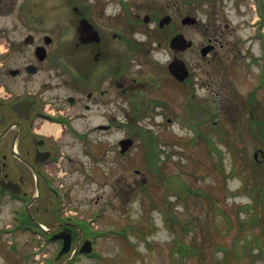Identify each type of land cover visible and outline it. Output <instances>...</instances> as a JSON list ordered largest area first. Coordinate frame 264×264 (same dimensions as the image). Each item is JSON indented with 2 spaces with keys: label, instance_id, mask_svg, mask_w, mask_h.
<instances>
[{
  "label": "rangeland",
  "instance_id": "rangeland-1",
  "mask_svg": "<svg viewBox=\"0 0 264 264\" xmlns=\"http://www.w3.org/2000/svg\"><path fill=\"white\" fill-rule=\"evenodd\" d=\"M24 1L27 2L21 12L19 6ZM177 1L180 15L189 14L194 19L193 24L199 23L198 26H187L186 30L195 42L210 36L209 24L223 27L221 42L224 45L220 51L224 52L214 62L224 64V82L234 87L230 96L226 90L232 98L227 103L239 109L234 110L244 117L249 111L247 96L260 85L264 69V0ZM8 5L4 15H0V66L5 73L4 81L10 77L9 68L31 59L29 50L32 51L34 46L23 42L17 48L18 42L29 30L41 37L47 29V22L40 19L42 16L30 13L29 20L32 19L27 23L24 15H19L28 10L32 12L34 8L40 9L37 13L42 14L41 9L47 7L45 0H12ZM12 8L14 10L10 12ZM167 16L162 17L160 24L167 23ZM63 34L64 40L72 38L69 33ZM59 41L50 46L49 57L34 76L33 83L30 78L26 84L44 80L48 72L51 83L58 81L55 76L60 71L61 59L74 60L76 51L70 45L63 47ZM159 52L156 56L161 61L169 56L166 48ZM254 58L257 60L253 61ZM187 59L193 63L198 56L190 52ZM45 66L51 68L43 69ZM207 66L199 76L196 74L198 84L193 94H189L188 87L166 86L163 95L167 106L163 109L157 107L155 112H146L142 107L132 111L136 120L127 125L117 126L109 134L100 129L98 136L93 137L100 145L98 159L91 164L82 160L86 169L94 171L95 175L70 173L63 165L51 167L55 184L61 185L63 209L56 212L58 216L75 214L88 218L96 214L95 225L100 231L94 242L95 255L81 256L70 264H264V171L258 166L255 173L248 168L256 147L264 155V143L256 139V136H264V128L254 136L247 123L246 128L242 122L235 125L229 120L226 105L216 108L211 100L214 94L199 85L207 75L211 89L218 90L221 95V88L212 82V67ZM196 69L197 72L200 70ZM222 72L214 74L216 80ZM22 83L21 79L13 82ZM255 96V113L264 118V87L255 92ZM101 111L94 108L88 118L91 117L92 122L105 120ZM84 114L88 115L87 112ZM115 115L116 120L124 119V113L120 111ZM88 118L76 116L79 129L89 123ZM219 118L223 127L212 130L210 123ZM193 128L205 132L213 148H209L211 142L210 145L200 142ZM127 136L133 139V144L127 153L121 154L118 140ZM63 137L74 145L70 136ZM245 179H248L253 198L243 190ZM182 180L190 188H206L210 199L200 200L194 196L188 197L187 202L180 200L176 196L184 190ZM45 195L49 207L42 216L49 223L54 220L56 203L51 194ZM163 198L170 200L169 203H164ZM19 204L18 199L0 194V264H43L45 258H54L56 245L47 247L45 256L41 250H36L26 230L6 231ZM163 208L166 213L173 214V222L164 219ZM184 225L187 230L181 228ZM248 241L244 251L242 246ZM181 244L196 250L180 253ZM226 250H229L228 254Z\"/></svg>",
  "mask_w": 264,
  "mask_h": 264
},
{
  "label": "flooded vegetation",
  "instance_id": "flooded-vegetation-1",
  "mask_svg": "<svg viewBox=\"0 0 264 264\" xmlns=\"http://www.w3.org/2000/svg\"><path fill=\"white\" fill-rule=\"evenodd\" d=\"M9 1L12 0H0L1 16L4 9L9 8ZM26 2L19 6V11L25 9ZM45 4L47 7L41 9L42 14L37 13L40 9L36 8L19 14L24 15L27 23L32 19L29 20L30 13L42 16L40 19L47 22L41 37L29 30L18 42L17 48L23 42L34 46L32 51L29 50L31 59L9 68L10 77L5 81L0 66V181L11 180L15 191L13 193L0 184V194L20 201L12 222L26 230L34 244H38L36 249L46 250L56 245L54 251L57 253L62 239L53 241L52 236L57 232L70 236L69 252L55 261V264H65L74 257L87 255L79 254L85 239L91 240L93 247L98 236L94 223L96 214L88 218L75 214L58 216L56 212L63 209L61 185L55 184L56 177L51 170L63 165L70 173L95 175L94 171L86 169L82 160L91 164L98 159L100 145L93 137L98 136L100 129L109 134L115 127L127 125L136 120L132 111L142 107L146 112H155L157 107L163 109L167 106L163 95L166 86L188 87L189 94H193L198 84L196 74L199 76L206 65L210 67L224 52L220 51L224 45L221 42L223 27L209 24L210 36L195 42L186 30L187 26H198L199 23H180L187 14L180 15L177 0H45ZM12 10L14 8L10 12ZM166 14L167 23L160 24ZM180 32L191 39V46L182 51L170 47L171 38ZM63 33L71 34L72 38L64 40ZM57 41L62 42V46L75 48L74 60L61 59L60 71H56L55 76L58 81L51 83L48 72L44 80L26 84L42 70L50 46ZM205 44L213 47L206 55H201ZM38 46L45 48L42 59L37 57L35 49ZM163 48L168 49L169 56L161 61L156 55ZM190 52L198 56L193 63L187 59ZM175 57L182 58L188 68L189 74L183 81L177 80L168 70L169 61ZM200 61L204 62L200 64ZM49 68L51 66L43 69ZM196 68L200 70L197 72ZM205 71L209 75L207 68ZM204 77L199 85L212 93L210 78ZM14 79H21L23 83L13 84ZM94 108L102 110L100 113L105 120L92 122L91 117L88 118ZM116 111L124 113V119L116 120ZM76 116L88 118L89 123L79 129ZM45 124L55 125L56 132L45 129ZM63 135L70 136L74 145L67 143ZM28 185L30 188L27 189ZM46 193L51 194L56 203L54 220L49 223L42 216L49 207Z\"/></svg>",
  "mask_w": 264,
  "mask_h": 264
},
{
  "label": "trees",
  "instance_id": "trees-1",
  "mask_svg": "<svg viewBox=\"0 0 264 264\" xmlns=\"http://www.w3.org/2000/svg\"><path fill=\"white\" fill-rule=\"evenodd\" d=\"M253 61H256L257 59L256 58H254V59H252ZM223 65L224 64H220V63H215V64H213L211 67V71L212 72H210V74H211V78H212V82H213V84H214V86H216V87H218V88H221L220 89V94L221 95H219V100H220V102H218V104L216 105L215 103H214V105L216 106V108H219V109H221V107H223V106H221V104H224V106L226 105L227 106V108H226V110H227V114H228V116H229V120L232 122V123H235V125L237 124V123H241L242 122V126L243 125H245V123H247V126L250 128V130L254 133V136H256V134L255 133H259V131L260 130H262L263 131V128H264V125H263V123H264V118L263 117H261L259 114L257 115L255 112V110H254V105H255V103L257 102V101H255L256 100V96H255V92H257L258 90H261L263 87H264V75H263V73H264V69H263V71H262V79L260 80V85H258L257 87H255V90L254 91H251L249 94H248V96H247V98H248V100H247V103H248V106H249V111H248V113H247V115L245 114V116L244 117H241V116H239V114H238V112L237 111H239V109H235L232 105H230V104H228L227 102L228 101H230L232 98H229L228 97V95L226 94V90L227 91H229V96H230V94H231V90L234 88V87H230L231 86V84H225V82H224V76H225V74H226V70L223 68ZM222 71H225V72H222ZM220 72H222V74L220 75V76H218L219 78V80H216L217 79V77L214 75L215 73H220ZM261 78V77H260ZM222 81V82H221ZM263 81V82H262ZM263 85H262V84ZM225 88V89H224ZM225 95V96H224ZM220 96H222V98L220 97ZM234 97H236V96H234ZM220 103V104H219ZM261 103V102H260ZM237 110V111H235V110ZM222 114H223V112L221 111L220 112V115H221V118L223 119V117H222ZM222 119H213V122L212 123H210L211 124V127H212V130H219V128L220 127H223L222 125ZM195 125H196V123H194ZM246 126V125H245ZM247 126H246V128H247ZM256 127H258V129H257V131H256ZM262 128V129H261ZM246 130H248V129H246ZM195 131H196V138L198 137V139H199V141L200 142H203V144H207V145H210V142H211V145H210V147L209 148H213V145H212V141L208 138H206L205 137V132H203L201 129H195ZM259 135V134H258ZM220 136H222V135H220ZM261 138V140H260V138ZM256 139H258V141H261L262 143H264V136H256ZM194 140V139H193ZM264 147V146H263ZM257 148H259V147H256L255 148V150H254V152H258L259 150L257 149ZM206 152L207 153H209L208 152V149L206 148ZM252 158H249L250 159V163H251V166H248V168H249V170H251L252 172H256V170H257V166L261 169V170H263L264 171V163L261 161V159L259 158V155H258V157L257 158H254L253 157V155L251 156ZM157 168V167H156ZM248 176V178H249V175H247ZM242 177V176H241ZM242 179H244V178H242ZM247 181H248V179H245L244 180V182H243V190L244 191H246V192H248L249 193V195L251 196V198H253L254 197V194L252 193V191L249 189L250 187L247 185V184H249V183H247ZM185 187H186V190L184 191V192H181L179 195H178V198L180 199V200H182V201H186L187 202V198L188 197H194V196H196L198 199H202V200H208V199H210L209 197V193H208V191H207V189L206 188H204V187H197V188H195V189H193V188H190L189 186H187L186 185V183H185ZM246 189V190H245ZM250 190V191H249ZM192 195V196H191ZM211 199H212V197H211ZM169 201L170 200H168L167 198H163V202L164 203H169ZM246 205H243V207H245ZM163 207V206H162ZM163 214H164V219L168 222V221H171V222H173L174 221V216H173V214H168V213H166L165 212V210H164V208H163ZM183 230H187L188 229V227L186 226V225H184V226H182L181 227ZM252 242V241H251ZM248 244H249V241L247 242V243H245V246L243 245L242 246V248H243V250L245 251L246 249H247V247H248ZM195 248H197V247H195ZM192 250H196V249H193V247H190V246H187V245H184L183 246V244H181L180 245V253L181 252H186V253H190V252H193ZM227 251V253L226 254H228L229 253V250H226ZM234 252V254L236 253V251H233Z\"/></svg>",
  "mask_w": 264,
  "mask_h": 264
},
{
  "label": "water",
  "instance_id": "water-1",
  "mask_svg": "<svg viewBox=\"0 0 264 264\" xmlns=\"http://www.w3.org/2000/svg\"><path fill=\"white\" fill-rule=\"evenodd\" d=\"M192 20H193L192 18H188V17L185 18V21H192ZM185 43L186 42L184 40H182L181 37L178 38V36L173 38L171 41V45H174V46H179L180 44H182L184 46ZM38 49H39V52H41V50H40L41 48H38ZM40 56L41 57L43 56V52H41ZM169 69L175 76L180 77V78H182L183 74H185V68H184V65L182 64L181 61H179V62L173 61L171 64H169ZM263 158H264V155H263ZM67 244H68V241H67V243L66 242L64 243L62 249L59 252V255L67 250V248H68Z\"/></svg>",
  "mask_w": 264,
  "mask_h": 264
},
{
  "label": "bare ground",
  "instance_id": "bare-ground-1",
  "mask_svg": "<svg viewBox=\"0 0 264 264\" xmlns=\"http://www.w3.org/2000/svg\"><path fill=\"white\" fill-rule=\"evenodd\" d=\"M46 126H45V129H47V130H53L54 132H56V130H54V129H56L55 128V125H49V124H45Z\"/></svg>",
  "mask_w": 264,
  "mask_h": 264
}]
</instances>
